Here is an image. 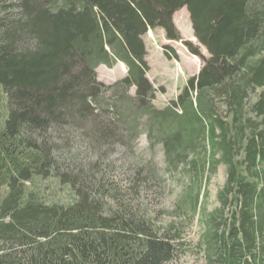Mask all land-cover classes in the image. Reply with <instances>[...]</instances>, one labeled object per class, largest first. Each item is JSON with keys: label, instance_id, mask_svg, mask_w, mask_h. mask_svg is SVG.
<instances>
[{"label": "trees", "instance_id": "obj_1", "mask_svg": "<svg viewBox=\"0 0 264 264\" xmlns=\"http://www.w3.org/2000/svg\"><path fill=\"white\" fill-rule=\"evenodd\" d=\"M182 8L208 58L176 30ZM157 29L202 63L163 109L144 60ZM117 62L127 75L99 82ZM0 93V264L172 262L169 238L115 196L107 207L105 178L75 164L82 144L128 145L143 119L171 164L201 148L200 184L225 168L209 259L264 264V0H0Z\"/></svg>", "mask_w": 264, "mask_h": 264}, {"label": "rangeland", "instance_id": "obj_2", "mask_svg": "<svg viewBox=\"0 0 264 264\" xmlns=\"http://www.w3.org/2000/svg\"><path fill=\"white\" fill-rule=\"evenodd\" d=\"M172 22L183 41L190 42L203 57H209L193 36L186 8L177 11ZM143 42L146 47L144 60L149 67L146 79L158 90L153 106L163 109L176 99L190 78L197 76L202 63L181 42L166 40L160 29L148 31ZM165 46L174 50L177 59L168 60L164 56ZM126 73V67L120 63L112 69L105 66L96 69L97 80L106 86L122 79ZM130 93L133 95L134 90ZM0 96L2 105L5 95L0 93ZM107 114L108 118L112 117L111 112ZM113 124L118 125L117 121ZM143 124L144 119L138 125V130L144 132H140L137 139H124L125 143L129 141L128 145H114L100 153L89 151L83 144L78 146L79 159L75 164L81 168L93 164L96 175L105 178V187L110 192L105 198L107 207L114 205L112 196H115L132 214L143 216L156 231L169 238L176 248L170 264H215L207 254L206 222L210 214L219 208L217 194L226 181L225 168L219 166L208 183L203 180L200 184V169L195 172L190 164L192 159L200 163L203 156L201 148L186 160H175L171 164L166 160L157 136L152 133L148 138ZM198 188L199 203L193 210L191 202Z\"/></svg>", "mask_w": 264, "mask_h": 264}]
</instances>
